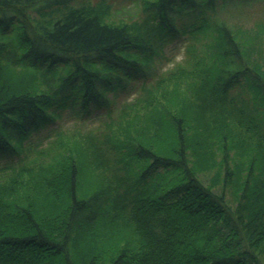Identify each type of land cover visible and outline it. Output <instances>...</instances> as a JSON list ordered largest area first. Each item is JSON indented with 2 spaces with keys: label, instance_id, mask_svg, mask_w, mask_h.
<instances>
[{
  "label": "trees",
  "instance_id": "16d2710c",
  "mask_svg": "<svg viewBox=\"0 0 264 264\" xmlns=\"http://www.w3.org/2000/svg\"><path fill=\"white\" fill-rule=\"evenodd\" d=\"M257 1L0 0V264H264Z\"/></svg>",
  "mask_w": 264,
  "mask_h": 264
},
{
  "label": "rangeland",
  "instance_id": "374dc122",
  "mask_svg": "<svg viewBox=\"0 0 264 264\" xmlns=\"http://www.w3.org/2000/svg\"><path fill=\"white\" fill-rule=\"evenodd\" d=\"M115 3V7H120L123 4L130 3V0H112ZM233 20H237L239 22L245 23L247 25L253 24L256 20H264V0L263 1H257L254 2L250 6H239L235 9H232L231 11ZM184 54V48L181 43V41H172L168 43L164 47V53L163 57L160 58V61L157 65L156 71L160 72L162 69L170 67L173 65V63L183 57ZM130 95L128 93H122L117 100H122L126 97H129ZM93 117V111L91 113ZM93 121V119H91ZM89 120L88 122H90ZM72 121L71 117L70 119H67V116L64 115L63 119L58 120V122H55V124H66L70 123ZM66 122V123H65ZM55 125L54 123H52ZM50 124V126L52 125ZM45 129H42L41 133ZM37 134H34L36 136Z\"/></svg>",
  "mask_w": 264,
  "mask_h": 264
}]
</instances>
